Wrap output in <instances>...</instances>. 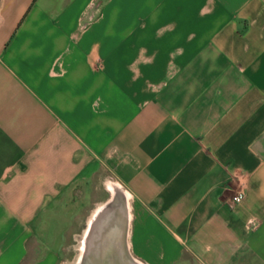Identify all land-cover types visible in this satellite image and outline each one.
I'll return each mask as SVG.
<instances>
[{
  "label": "crops",
  "instance_id": "1",
  "mask_svg": "<svg viewBox=\"0 0 264 264\" xmlns=\"http://www.w3.org/2000/svg\"><path fill=\"white\" fill-rule=\"evenodd\" d=\"M117 188L143 263L264 264V0H0V264Z\"/></svg>",
  "mask_w": 264,
  "mask_h": 264
},
{
  "label": "water",
  "instance_id": "2",
  "mask_svg": "<svg viewBox=\"0 0 264 264\" xmlns=\"http://www.w3.org/2000/svg\"><path fill=\"white\" fill-rule=\"evenodd\" d=\"M129 220L125 191L112 190L88 218L74 264H145L129 249Z\"/></svg>",
  "mask_w": 264,
  "mask_h": 264
},
{
  "label": "rangeland",
  "instance_id": "3",
  "mask_svg": "<svg viewBox=\"0 0 264 264\" xmlns=\"http://www.w3.org/2000/svg\"><path fill=\"white\" fill-rule=\"evenodd\" d=\"M85 227H86V219L84 220V223L81 224V228L79 229L78 236L75 237V240L73 241V247L71 248L70 252L67 254L66 256L67 260L64 264H74L78 251H80L79 243L83 236Z\"/></svg>",
  "mask_w": 264,
  "mask_h": 264
},
{
  "label": "built area",
  "instance_id": "4",
  "mask_svg": "<svg viewBox=\"0 0 264 264\" xmlns=\"http://www.w3.org/2000/svg\"><path fill=\"white\" fill-rule=\"evenodd\" d=\"M236 176H238V178L241 179L243 178L244 175L239 173ZM244 190H245L244 183L242 181H239L238 188L235 190V192L232 194L230 198V203L231 204L239 203L244 197Z\"/></svg>",
  "mask_w": 264,
  "mask_h": 264
}]
</instances>
